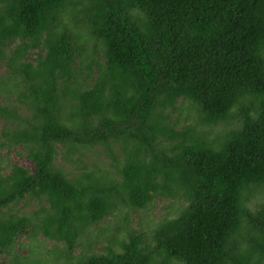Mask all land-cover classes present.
<instances>
[{
    "label": "trees",
    "instance_id": "1",
    "mask_svg": "<svg viewBox=\"0 0 264 264\" xmlns=\"http://www.w3.org/2000/svg\"><path fill=\"white\" fill-rule=\"evenodd\" d=\"M1 68L0 264H264V0H0Z\"/></svg>",
    "mask_w": 264,
    "mask_h": 264
},
{
    "label": "rangeland",
    "instance_id": "2",
    "mask_svg": "<svg viewBox=\"0 0 264 264\" xmlns=\"http://www.w3.org/2000/svg\"><path fill=\"white\" fill-rule=\"evenodd\" d=\"M4 72V68H1L0 70V75ZM183 107V109L187 108V104L183 103L181 104ZM191 111V110H190ZM186 112L185 110H181L179 111V113H175V117H177L176 114H179L178 118H179V125L178 128H180L182 125H193L194 121L192 116H188L191 112ZM184 117H188L186 119H184ZM3 126H2V122H0V134H1V130H2ZM205 131H208L209 129L216 131L217 127H212V128H204ZM98 150H94V149H88L87 151H85L84 155V159L82 162L76 161V160H71V159H75V158H71V159H65L62 156V152H60L59 157H58V163H61L63 166H65L66 169H72V170H80L81 168L84 167V163H86V165H92L93 163H108L110 161V158L106 156V152L104 151V149L101 148H97ZM18 151H22L20 149V147H16V148H11L10 152L8 153V158L6 159L9 163L12 164H18L21 165L25 168L28 169H32L33 165L32 162L26 158L23 155H19L17 154ZM23 152V151H22ZM259 200H264V194L261 198H259ZM37 205L36 203H30L28 206L25 207L26 210L31 211L34 208H36ZM169 210L166 202L164 201V199L161 198H157L153 209L151 211H143V210H129L127 212V222L123 224L128 225L130 228H135L137 229V227H140L141 225H147V228L150 229V226H153V224L155 222H157V220H159L167 211ZM164 213V214H163ZM115 228L114 226V220L111 218V220L108 222V230L113 232V229ZM53 242L52 241H46L45 242V247L47 249H50L52 247ZM24 250V249H23ZM22 253V252H21ZM45 253V252H44ZM46 255V253H45Z\"/></svg>",
    "mask_w": 264,
    "mask_h": 264
}]
</instances>
